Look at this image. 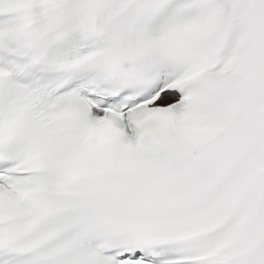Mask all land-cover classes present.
Returning <instances> with one entry per match:
<instances>
[{"label":"snow or ice","instance_id":"obj_1","mask_svg":"<svg viewBox=\"0 0 264 264\" xmlns=\"http://www.w3.org/2000/svg\"><path fill=\"white\" fill-rule=\"evenodd\" d=\"M0 264H264V0H0Z\"/></svg>","mask_w":264,"mask_h":264}]
</instances>
